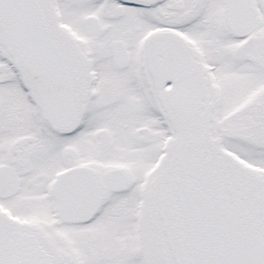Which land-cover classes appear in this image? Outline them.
<instances>
[{
  "label": "snow or ice",
  "instance_id": "snow-or-ice-1",
  "mask_svg": "<svg viewBox=\"0 0 264 264\" xmlns=\"http://www.w3.org/2000/svg\"><path fill=\"white\" fill-rule=\"evenodd\" d=\"M0 264H264V0H0Z\"/></svg>",
  "mask_w": 264,
  "mask_h": 264
}]
</instances>
